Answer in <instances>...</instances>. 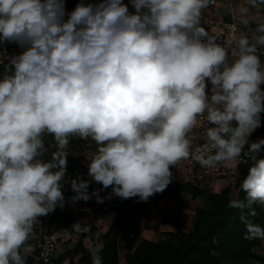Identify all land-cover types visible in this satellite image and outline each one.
I'll return each mask as SVG.
<instances>
[{
	"label": "clouds",
	"instance_id": "1",
	"mask_svg": "<svg viewBox=\"0 0 264 264\" xmlns=\"http://www.w3.org/2000/svg\"><path fill=\"white\" fill-rule=\"evenodd\" d=\"M210 2L130 0L129 12L123 0H81L69 13L65 0H0V44L22 49L0 74V264H26L38 218L64 207L69 137L97 145L88 175L112 188L108 199L148 201L183 160L215 168L247 156L245 195L228 207L240 210L244 239L264 240V227L248 219L254 204L264 207V139L243 151L264 112V22L222 45L200 26ZM240 12L247 27L249 8ZM202 119L209 127L194 147ZM46 134L59 148L50 160ZM89 186L72 180L71 202L103 203ZM92 264H103L98 251Z\"/></svg>",
	"mask_w": 264,
	"mask_h": 264
},
{
	"label": "trees",
	"instance_id": "2",
	"mask_svg": "<svg viewBox=\"0 0 264 264\" xmlns=\"http://www.w3.org/2000/svg\"><path fill=\"white\" fill-rule=\"evenodd\" d=\"M81 0H72L67 12H71ZM261 20L249 19L248 26L256 28L257 24L264 22V5ZM12 54L19 53L22 49L19 45L10 46ZM264 52V50H263ZM264 58V55H263ZM4 71V66H0V74ZM264 136V112L261 115V125L250 137L256 138ZM97 149L95 144L94 152ZM261 156L264 157V149ZM45 160H50L44 158ZM251 163V162H250ZM250 163L240 170L237 180V187L246 176ZM100 190V192H112V188L104 189L99 183L90 184L88 192ZM233 191L229 188L220 193L202 191L189 183L168 185L162 192L151 196L152 199L163 197H178L182 194L191 195L193 199L200 200V204L195 207V217L191 229H184L181 221H175V232L168 233L173 238L175 244H164L150 241L144 238L139 239V243L128 249L125 257L129 264H264V257L258 255L256 250L262 245L261 239L246 240V227L240 220L241 212L228 207ZM76 195L73 192L65 201L64 207L59 208L53 214L49 229L51 233L66 230L72 223L74 215L67 213L66 208L71 201V197ZM244 193L240 190L238 198L243 199ZM144 201L139 197L121 199L117 197L106 211L116 213L114 222L109 226L106 233L100 234L103 248L99 255L103 259V264H118V236L121 232H127L128 226L133 223V210ZM256 215L249 216L248 219L254 224L264 227V207L259 203L254 204ZM245 209V214H247ZM97 233V228L93 227ZM130 241L129 243H131ZM128 243V244H129ZM92 253L80 241L73 249H66L56 261V264H92ZM77 259V260H76ZM26 264H34L33 259L27 257Z\"/></svg>",
	"mask_w": 264,
	"mask_h": 264
},
{
	"label": "built area",
	"instance_id": "3",
	"mask_svg": "<svg viewBox=\"0 0 264 264\" xmlns=\"http://www.w3.org/2000/svg\"><path fill=\"white\" fill-rule=\"evenodd\" d=\"M72 0H65L66 11L69 9L68 3ZM85 4H98L101 0H83ZM129 8V12H134V8L130 0H123ZM240 9L234 7L233 3L228 0H211L209 5L202 10L200 26H202L211 36H215L217 43L226 44L232 36L239 37L241 32L252 34L255 28L250 26L245 27L241 24ZM18 45L17 43L0 44V66H4L8 59L13 55L10 46ZM264 49H261L263 52ZM261 60L264 62L263 55ZM211 83L207 82L206 91L211 95ZM209 127L206 120H201L200 126L193 130L190 134L193 139V146H198L204 142L203 133ZM249 143L245 145L244 152L248 151L249 145L264 136L249 137ZM45 147L47 153L44 158L51 159L53 153L59 151V148L51 135L44 136ZM95 142L91 139H82L80 137H69V143L63 151L66 153V173L65 178L61 182V191L64 195V201L73 193L71 188L72 180H87L88 175V159L95 153L93 147ZM262 153V151H261ZM251 161L247 156L242 155L236 162L229 166L224 164L218 165L215 168L201 167L194 160L188 159L179 162L172 166V182L169 185L189 183L202 191L211 193H220L224 189H231L232 191H240L237 187V180L240 175L242 167ZM142 203L135 207L133 215H138L142 211ZM61 208L57 206V209ZM50 212L47 216L39 217V222L34 225L33 233L27 242L30 251L26 254L27 257L33 259L34 264H56L62 254L63 244L69 242L72 238L70 232L63 233V230L51 233L49 229V222L55 213ZM136 232L127 229V232H121L118 236V264H129L125 257V247L127 244L136 238Z\"/></svg>",
	"mask_w": 264,
	"mask_h": 264
},
{
	"label": "crops",
	"instance_id": "4",
	"mask_svg": "<svg viewBox=\"0 0 264 264\" xmlns=\"http://www.w3.org/2000/svg\"><path fill=\"white\" fill-rule=\"evenodd\" d=\"M228 1L231 2V0ZM87 181L90 184L94 182L91 177ZM91 193L92 191H89V194ZM111 193L106 191L101 194V197L104 198L103 202L107 205H110L117 198L115 195H112L110 199L106 198ZM196 201L191 195L182 194L178 197H163L152 199L148 203L143 202L142 205L144 206H142L141 213L133 216L134 221L128 226V229L134 230L138 237L158 243L167 242L166 244H168L170 240H173L168 233L175 232V221H181L184 229L185 227L192 228ZM102 215L103 217L96 221V226L99 227L97 232L99 235L107 232L116 217V213L113 211H106ZM184 220H187L190 225L186 226ZM69 232H71L70 229L63 230L64 234ZM103 246L101 240H96V251L94 253L97 251L99 253Z\"/></svg>",
	"mask_w": 264,
	"mask_h": 264
},
{
	"label": "rangeland",
	"instance_id": "5",
	"mask_svg": "<svg viewBox=\"0 0 264 264\" xmlns=\"http://www.w3.org/2000/svg\"><path fill=\"white\" fill-rule=\"evenodd\" d=\"M230 3H233L234 7L238 6L237 7L238 9H241L242 7H248L249 8V13H248L249 19L252 17L251 19H256V20L260 21L261 18L263 17L262 9H260L259 7H251L248 0H231ZM261 90L264 91V85H261ZM262 114H263V112L260 114V116ZM101 194L102 193H100V196H101ZM238 196H239V192L233 191L232 197L236 199V198H238ZM200 202H201L200 200L199 201L197 200L196 203L194 204V206L195 207L198 206L200 204ZM106 207H107V204H105L104 202L98 203L96 201L95 197H92L88 201L80 200V201H77L75 203H73L71 201L68 203L66 211H67V213L74 215L72 223L67 228V230L70 229V231H71L70 237H72V239H70L69 242H65L63 244L62 253L66 249H73L80 241H83L85 247L92 254H94V252L96 251V249H95L96 240H98V239L100 240V237H99V233H96L93 231V227H96L97 230L99 229V227L96 226V221L99 220L100 217H103L102 214H104L106 212V210H105ZM184 221H185L186 226L190 225V223L187 220H184ZM77 222H80L82 225H88L90 230L87 232H82V233H77V232L73 231L72 225L74 223H77ZM185 229L189 230L188 227H185ZM132 231H134V230H132ZM139 239H141V237L136 236V238H134L131 243L127 244V246L124 249L125 255L128 252V249L134 248L139 243V241H138ZM166 243L167 242H165L164 244H166ZM170 244H175V243L173 240H170ZM256 253L258 255H261L262 257H264V240H262V245H261L260 249L256 250ZM68 262L69 261H67L66 264H69Z\"/></svg>",
	"mask_w": 264,
	"mask_h": 264
}]
</instances>
